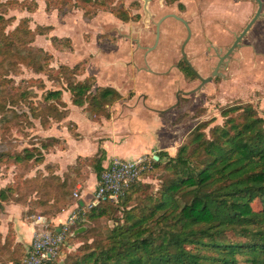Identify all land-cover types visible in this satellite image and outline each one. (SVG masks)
<instances>
[{"label":"trees","instance_id":"16d2710c","mask_svg":"<svg viewBox=\"0 0 264 264\" xmlns=\"http://www.w3.org/2000/svg\"><path fill=\"white\" fill-rule=\"evenodd\" d=\"M80 1L103 6L110 0ZM15 3L17 0H0V8ZM21 3L28 11L32 3L37 4L36 0ZM114 12L125 22L140 19L139 14L131 16L123 6ZM5 15L0 11V129L4 134L12 126L25 124L28 129L34 126V120L44 127L62 121L69 113L64 92H69L72 104L84 107L92 119L111 118L109 107L123 99L117 88L96 86L94 75L78 79L83 73L82 63L52 67L53 54L43 49L35 52L30 46L37 32L45 33V27L33 29L30 19L24 17L7 31L14 18ZM94 15L86 11L83 17L91 19ZM61 40L53 37L54 42ZM20 65L46 74L61 86L48 89L41 103L37 102L29 87L16 85L10 77L20 71ZM28 82L44 85L41 79ZM190 101L180 98L177 110L184 119L190 116ZM221 115L222 124L214 125V119H210L193 127L174 155L157 153L159 159L153 158L152 169L143 177L158 174V187L138 180L118 203L103 200L91 208L78 199L82 216L71 226L67 241L77 237L83 243L53 264H264V115L251 102L225 107ZM6 137L0 140V164L26 169L42 164L45 151L60 143L59 138L51 136L18 151ZM82 158L79 156L76 163ZM87 160L99 179L107 160L106 150L100 147ZM46 170L47 174L38 172L1 188L0 211L7 204L28 202L23 187L37 194L35 204L51 221L72 205L74 180L67 174H57L52 165H46ZM103 218L114 221L107 233L84 223H97ZM84 226L85 231L74 234ZM65 250L64 244L60 255ZM26 253L24 244L16 241L14 229L10 227L6 236L0 231V264H25Z\"/></svg>","mask_w":264,"mask_h":264},{"label":"rangeland","instance_id":"374dc122","mask_svg":"<svg viewBox=\"0 0 264 264\" xmlns=\"http://www.w3.org/2000/svg\"><path fill=\"white\" fill-rule=\"evenodd\" d=\"M21 1L17 0L15 4L0 8V11L6 13V17L15 19L8 26L7 31L13 30L20 19L24 17L30 19V25L33 29H39L40 26L45 27V33L38 34L37 32L35 40L30 46L35 52L38 49H43L45 52L53 54L51 66L54 68H58L61 64L73 67L82 63L83 73L78 79L94 75L97 86L113 84L116 85L115 88L118 87L119 90L125 94L130 93V95H134L139 90H144L145 88L142 86L150 83L152 73L155 72L159 77L155 91L158 92L159 96H163L166 94V90H170L172 95L169 106L164 109V112L160 111L162 114L168 113L167 115L175 113V108L172 107L176 103V94L179 90L190 91L199 85L198 81L184 80L181 73L175 69L174 65L180 58V46H176L175 50L167 47L170 41L168 37L164 39V46L169 49L168 52L166 55L157 57L156 68L149 66L148 55L156 48L151 50L146 47H152L154 44L156 23L161 16L169 12V8L166 6L160 7L159 5L160 10L146 13L142 10L143 0H110L103 6L98 3H87L86 5L80 0H36L37 4L32 3L30 5L32 10L28 11ZM122 6L127 7L132 15L140 12L141 19L137 22L134 20L122 21L114 12ZM86 11L88 13L95 12L94 17L85 19L83 14ZM48 26H52L53 29L46 30ZM165 27L168 28L169 26L165 25ZM53 37L62 40L54 42ZM248 38L246 44L233 57L224 78L218 79L216 83H207L203 90L192 94L191 105L188 108L190 116L184 119L178 110L176 120L178 123L174 122L170 126L183 129L185 131L184 139L189 131L202 120L214 119V125L222 124L221 111L225 107L251 102L261 115H264V35L258 39L250 36ZM139 41L146 47L139 48V45L136 44ZM254 45L256 46L253 48ZM20 66V71L17 74H11L10 77L13 78L16 85L29 87L34 93V99L39 103H41L43 95L48 89H56L61 86L49 79L44 73H37L26 65ZM31 78L41 79L44 85L40 86L39 82H28ZM64 98L72 105L69 92H64ZM111 109L112 107H109V110ZM26 126L25 124L12 126L5 133L8 142L13 147L15 146L14 148L18 151L25 146L40 143L41 139L51 136H60V143L55 142L54 145H51L45 151L44 162L34 168L26 169L27 166L0 164V189L10 182L21 180L22 177L31 178L42 171L47 174L49 171L46 170V165L49 164L54 166L62 177L67 174L74 180L76 185L73 188V200L70 206L76 207V201L84 191H90L88 196H92L98 183H96L97 173L94 165L87 160V157L94 156L96 153L78 155V157L82 156L83 158L79 163H76L77 156L74 157V160L69 161L68 156L62 152L66 141L63 137L77 136L75 133L77 125L72 121L64 124L53 121L44 127L39 120H34V126L28 129ZM82 130H84L82 132L83 138L78 140L84 142V134H89L90 129L83 125ZM94 133L97 131L95 130ZM5 134L0 129V140ZM169 134L171 135L172 132ZM141 150L144 149L141 147ZM157 176L150 175L145 178L144 182L158 187L159 179ZM22 192L26 194L28 200L24 204L27 209L23 213V218L34 222L37 215H44L43 208L35 204L38 197L31 188L23 187ZM7 219H9L7 213L4 210L0 211V225L4 233L10 227L12 228V224L7 223ZM84 223L90 227L95 225L100 232L107 233L114 221L103 218L97 223L88 221ZM82 243V239L77 237L66 241V250L61 255L60 261L65 258L66 253L74 252Z\"/></svg>","mask_w":264,"mask_h":264},{"label":"crops","instance_id":"0c3cea01","mask_svg":"<svg viewBox=\"0 0 264 264\" xmlns=\"http://www.w3.org/2000/svg\"><path fill=\"white\" fill-rule=\"evenodd\" d=\"M145 1L146 0H143L142 6V10L144 11ZM160 7L159 1L157 0H151L148 4L149 11H158ZM165 25H169V21ZM167 50L169 49L160 44L158 48L149 53L147 59L150 65H148L156 68L158 61L157 57L166 55L168 52ZM150 80L148 85L142 86L145 88L144 90L138 89L139 91L134 95H130V93L125 94L117 87L123 95V99L111 106L110 119L103 118L102 120L96 121L92 119L91 115L84 107L73 105L72 102V105H70L65 99L68 103L69 113L66 118L58 123L64 124L68 121H72L77 125V130L75 132L77 136L63 137L66 141L64 142L65 147L62 148L64 150L62 152L68 156L69 161L74 160V157H78V155L97 153L100 147L104 148L107 153L105 165L114 157L136 158L150 154L157 156L159 151H167L170 155H174L178 146L184 140L183 136L185 131L181 128H173L170 126V124L177 120V108L174 109L175 113H171V115H167L168 113L162 114L160 112L164 111L172 101L170 90H166L165 95L159 96L158 92L155 91L157 88V81H159V77L155 72L152 73ZM106 86L116 87V85L113 84H108ZM83 125L90 129V132L87 135L84 134V142H81V140L78 139L81 137L83 138ZM95 130L97 133H94ZM169 132H172V134L170 135ZM57 138L61 139L60 136ZM141 147L144 150H141ZM57 174H59L58 170ZM97 182L98 177H96V183ZM89 192L84 191L80 195L79 199L81 202L87 203L91 199L92 196H88ZM73 208L74 206L65 208V210L61 211L57 216L53 217L52 220L58 223L65 222ZM26 209L27 207L22 204H9L5 206L4 211L9 218L7 219V223L10 222L12 224V229L15 231L16 241L24 244L26 250H28L32 243L35 224L33 221L23 218V213ZM1 228L2 226L0 225V231L6 236L8 229L6 233H4Z\"/></svg>","mask_w":264,"mask_h":264},{"label":"flooded vegetation","instance_id":"af4514ba","mask_svg":"<svg viewBox=\"0 0 264 264\" xmlns=\"http://www.w3.org/2000/svg\"><path fill=\"white\" fill-rule=\"evenodd\" d=\"M157 1L160 6L169 8V12L161 16L157 23L163 17L169 16L162 22L159 29L156 23L152 47H146L140 41L136 44L139 48H158L160 44L164 45V39L168 37L170 41L167 47L175 50L176 46H180V58L174 66L184 80L199 82V85L192 89L198 88V90L192 94L203 90L207 83H216L218 79L224 78L230 62L246 44L249 36L258 39L264 35V0H261V3L257 0ZM258 12H260L258 19L242 39L237 40ZM138 14L141 19L140 12L135 15L130 12L131 16ZM140 19L132 18L131 20L137 22ZM168 20L167 28L165 22ZM201 78L208 81L202 84ZM179 91V99L176 97L178 105L180 98L192 97V94L185 95L183 90Z\"/></svg>","mask_w":264,"mask_h":264},{"label":"built area","instance_id":"2783aa9c","mask_svg":"<svg viewBox=\"0 0 264 264\" xmlns=\"http://www.w3.org/2000/svg\"><path fill=\"white\" fill-rule=\"evenodd\" d=\"M153 155H142L136 158L114 157L106 165L98 180L88 207H95L103 200L118 203L125 196L130 186L138 181H144L143 173L152 169ZM76 196H79L76 194ZM82 216V210L77 203L66 221L61 224L51 221L47 216L39 214L34 220L35 230L31 246L28 248L25 264H53L60 259V247L67 241L71 226Z\"/></svg>","mask_w":264,"mask_h":264},{"label":"water","instance_id":"95a60500","mask_svg":"<svg viewBox=\"0 0 264 264\" xmlns=\"http://www.w3.org/2000/svg\"><path fill=\"white\" fill-rule=\"evenodd\" d=\"M257 1H258L259 3H261V0H257ZM148 4H149V0H146V1H145V11H146V13H149ZM259 15H260V12H258V13L256 14V16L252 19V21L249 23V25L247 26V28L245 29V31H244V32L238 37L237 40H241V39H242V37L248 32V30H249L250 27L253 25V23L258 19ZM168 16H169V15H168ZM168 16L163 17V18L160 20V22L157 23L158 29L160 28V25L162 24V22H163L166 18H168ZM158 35H159V31H158ZM158 39H159V38H158ZM236 43H237V42H236ZM153 48H155V47H153ZM153 48H151V50H152ZM184 58H185L186 61H188L186 57H184ZM201 80H202V84H204V83H206V82L208 81V80H206V79L204 80V79H202V78H201ZM197 90H198V88H197V89H194V90H191V91H183V94H185V95H190V94L194 93V92L197 91ZM179 92H180V91H179ZM179 92H178L177 95H176L177 99H179ZM177 105H178V103H176L175 105H173L172 108H176ZM161 112H164V111H161ZM156 159H159V157L156 156ZM81 204L83 205V202H81ZM85 230H86V227H81V228H79L78 230H76V231L74 232V234L76 235V234H78V233H82V232L85 231Z\"/></svg>","mask_w":264,"mask_h":264}]
</instances>
